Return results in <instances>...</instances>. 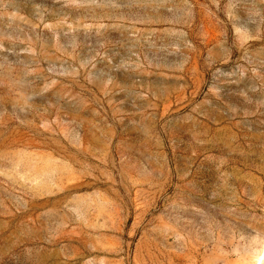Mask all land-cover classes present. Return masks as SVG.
Returning a JSON list of instances; mask_svg holds the SVG:
<instances>
[{
  "label": "rangeland",
  "instance_id": "obj_1",
  "mask_svg": "<svg viewBox=\"0 0 264 264\" xmlns=\"http://www.w3.org/2000/svg\"><path fill=\"white\" fill-rule=\"evenodd\" d=\"M0 264H264V0H0Z\"/></svg>",
  "mask_w": 264,
  "mask_h": 264
}]
</instances>
